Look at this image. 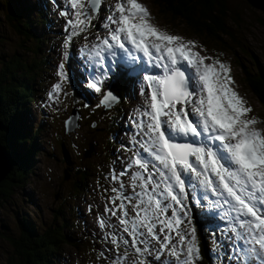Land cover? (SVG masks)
<instances>
[{
    "label": "snow or ice",
    "instance_id": "1",
    "mask_svg": "<svg viewBox=\"0 0 264 264\" xmlns=\"http://www.w3.org/2000/svg\"><path fill=\"white\" fill-rule=\"evenodd\" d=\"M103 3L67 0L60 12L65 29L59 80L48 93L53 105L68 96L66 61L83 36L80 53L86 58L80 70L86 86L102 97L96 107L108 110L120 103L111 89L105 91L116 72L138 85L143 98L130 117L135 131L125 150L132 155L118 174L115 169L109 174L114 195L104 211L121 228L98 215L102 242L113 245L98 258L109 264H200L195 205L206 213L202 219L224 224L205 229L220 264L225 256L228 264H264V119L251 115L254 109L236 91L230 65L153 23L139 0H115L99 25L106 34L97 31L89 40ZM66 124L71 129L73 120ZM125 175L128 185L121 179ZM113 251L114 259L105 256Z\"/></svg>",
    "mask_w": 264,
    "mask_h": 264
},
{
    "label": "rangeland",
    "instance_id": "2",
    "mask_svg": "<svg viewBox=\"0 0 264 264\" xmlns=\"http://www.w3.org/2000/svg\"><path fill=\"white\" fill-rule=\"evenodd\" d=\"M139 2L151 13L153 23L166 28L170 33L196 41L203 46V50L197 49L202 55L217 57L230 65L236 91L244 97L247 105L254 109L251 115L264 119V110L246 79L247 73L251 76L264 73V14L261 11L252 8L245 0H227L230 15L226 19V30L229 35L210 37L204 33L198 37L183 20L174 21L156 1ZM2 3L0 72L3 63L13 58H19L22 65L40 66L30 73V78L34 79L33 98L27 105L29 111L23 116L25 132L39 130L38 150L35 152L32 171L26 175L24 184L14 186L2 202L0 264H5L7 256H11V253H6L11 252L9 239L19 236L18 219H29L42 231H46L55 225H61L59 213L72 226L65 229V233L80 240L78 249L74 246L64 247L67 257L62 260L63 264H109L108 259L98 258L101 251L113 249V245L102 242L104 229L99 226L97 218L98 215H103L105 219H110L118 230L121 228L117 218L109 217L104 209L106 203L108 207H112L107 198L114 195L111 192L114 182L109 174L113 169L118 174L125 168L128 158L132 155L125 149L131 147L129 140L135 131L130 120L133 109L143 102L138 85L132 84L131 89L127 90V106L118 104L107 111L103 107L97 108L96 105L102 98L100 94L86 85H81L83 82L87 84L85 74L80 70L83 59L86 58L80 53L85 41L81 42L77 38L70 50L71 58L66 61L69 80L63 83V87L68 96H60V102L53 105L49 101L48 93L52 90V85L59 80L56 73L61 62V44L65 29V17H62L60 12L65 8L67 0H3ZM114 3L115 0H104L100 12L101 20L92 22L96 27L91 29L89 40L95 38L97 31L101 35L106 34L99 25L108 15V6ZM8 5L11 11L8 10ZM28 5L33 7L34 11L29 12L31 16L26 14L24 17L23 12L25 8L27 10ZM68 7L71 10V6ZM8 14L22 15L23 21L28 19L31 23V31L37 35H46L47 41L41 46V55L34 53L38 45L34 40H26L25 35L18 34L12 27ZM46 20L47 24L44 22ZM41 60H45L44 65H41ZM26 72L24 70L21 74ZM76 78L79 83L75 81ZM110 80L105 84V91L109 88ZM38 83L41 85L38 86ZM85 104L88 107H85ZM74 110H77L80 116L78 128L65 134V121ZM89 151L92 152L86 157ZM65 171L70 176L68 181L64 180ZM121 179L125 185L129 184L128 175ZM77 184H80L79 187ZM116 186H119L118 182ZM105 189L108 191H104ZM126 191L130 194L131 187L126 188ZM192 207L196 214L202 212L195 205ZM211 222L213 230L216 224L224 226L218 219ZM124 235L127 236V233ZM216 237L217 240L222 239L219 231L216 232ZM228 243L227 240L224 241L225 251L228 250ZM120 251L123 253V248ZM105 256L114 259L115 253L105 252Z\"/></svg>",
    "mask_w": 264,
    "mask_h": 264
},
{
    "label": "trees",
    "instance_id": "3",
    "mask_svg": "<svg viewBox=\"0 0 264 264\" xmlns=\"http://www.w3.org/2000/svg\"><path fill=\"white\" fill-rule=\"evenodd\" d=\"M2 1L0 0V7L3 6ZM6 1L11 2L12 0ZM154 1L160 4L165 12L173 17L174 21L183 20L193 34L198 37L204 33H207L210 37L219 34L229 35L226 30V19L230 15L227 0ZM8 8L11 11L9 5ZM32 11H34L33 7L28 5L27 10L25 8L23 12L24 17H26V14L29 16ZM8 20L18 34L25 35L26 40L31 38L38 44L34 53L41 55V46L47 41L46 35H37L31 31V23L28 19L23 21L22 15L8 14ZM44 22L48 23L47 20ZM44 27L45 31L46 26ZM25 29L26 33H24ZM81 39L83 37H80L79 41ZM18 59L7 60L3 63V69L0 72V122L2 124L0 144L6 149L12 166L10 176L0 185V208L4 199L9 195V191L16 185L22 186L24 184L26 175L32 171L33 159L36 156L35 152L38 150L37 137L39 130L25 132L23 116L29 111L27 105L33 98L34 79L30 78V73L38 69L40 65H22ZM44 62L45 60H41V65H44ZM24 70L27 72L21 74ZM246 79L264 110V73L261 72V74L255 76L247 73ZM110 83L111 91L120 98V105H123L128 85L132 83L131 80L115 74L112 75ZM39 85L41 84L38 83ZM82 90H85V88H82ZM79 185L76 186L79 187ZM59 218L62 221L61 225H55L46 231H42L29 219H18L19 236L9 239L11 252L6 253L9 255L11 253V256H7L5 264H63L62 260L67 257L64 247L74 246L78 249L80 240L78 241L65 233V229L72 226L62 217L61 213H59ZM198 224L200 249L203 257L200 264H220L216 257L211 254L213 247L212 233L209 231L211 233L209 234L205 231L206 228L212 226L211 223L207 220L198 219ZM217 255L219 254L217 253ZM223 261L224 264H228L227 256L223 258ZM233 264H235V261Z\"/></svg>",
    "mask_w": 264,
    "mask_h": 264
},
{
    "label": "water",
    "instance_id": "4",
    "mask_svg": "<svg viewBox=\"0 0 264 264\" xmlns=\"http://www.w3.org/2000/svg\"><path fill=\"white\" fill-rule=\"evenodd\" d=\"M252 8L261 11L264 14V0H245ZM114 107V106H113ZM109 110V109H108ZM105 111H107L105 109ZM76 117H78V119H76ZM79 113L77 110H74L70 117L65 121V134L68 133H72L74 132L79 125ZM69 120H73V126L71 127V129H69L67 127L66 122ZM2 128V124L0 122V131ZM92 151H89L88 154L86 155V157L88 155L91 154ZM11 170H12V166L9 160V157L7 155V151L6 149L0 144V185L6 181V179L10 176L11 174ZM70 178L69 174L67 173V171H65V177L64 180L68 181Z\"/></svg>",
    "mask_w": 264,
    "mask_h": 264
}]
</instances>
